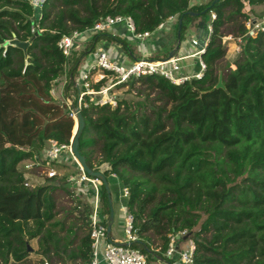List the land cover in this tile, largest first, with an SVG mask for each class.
<instances>
[{"label":"trees","instance_id":"trees-1","mask_svg":"<svg viewBox=\"0 0 264 264\" xmlns=\"http://www.w3.org/2000/svg\"><path fill=\"white\" fill-rule=\"evenodd\" d=\"M214 1L199 7L190 0H44L37 19L29 0H0V264H25L29 241L38 237L45 257L92 261L89 232L80 236L78 229L56 220L57 188H28L20 165L36 162L49 141L71 143L74 120L55 103L54 83L67 76L75 84L82 60L102 40L131 49L104 32L66 57L60 40L90 31L106 17L131 18L139 35L199 10L216 16L202 55V77L173 84L158 75L144 76L117 86L140 82L145 87L140 92L157 91L162 105L154 100L150 111L142 103L141 110H133L124 100L115 107L101 105L86 95L79 150L95 171L108 164L106 178L115 175L129 191L125 207L134 219L132 234L144 245L135 246L144 253L150 254L147 233L152 231L160 242L156 260L173 264L166 255L172 237L200 226L194 264H264V31L248 36L246 28L250 9L264 6V0ZM229 35L245 43L221 71ZM14 39L27 48L12 46ZM97 139L100 159L94 165ZM101 200L110 215L104 187ZM86 207L81 228L88 231L91 208Z\"/></svg>","mask_w":264,"mask_h":264},{"label":"rangeland","instance_id":"rangeland-1","mask_svg":"<svg viewBox=\"0 0 264 264\" xmlns=\"http://www.w3.org/2000/svg\"><path fill=\"white\" fill-rule=\"evenodd\" d=\"M30 3L36 7L37 9V14L36 18L38 19L40 15V8H41V2L43 0H29ZM113 1V0H112ZM206 3L209 2V0L205 1ZM204 3H201L199 7H203ZM197 5V4H193ZM206 5V4H205ZM198 8V7H197ZM198 10V9H197ZM194 13V12H193ZM198 16H190L188 18L184 19V29L187 31L190 28L196 29V27L200 26L202 22H207L210 23L213 21L212 19V12L204 15V11L200 13ZM205 17V20L204 18ZM174 20L175 17H174ZM264 20V6H256L252 7L250 9V14H249V21L246 23V28L249 32L248 36H255L257 33L260 31L259 29L255 28V25L263 22ZM262 24V23H261ZM231 25L225 27V32L228 33L229 30L228 28ZM127 30V29H125ZM178 26L177 22H175L173 29L171 30V33L174 34V40L177 38L178 34ZM110 32V31H109ZM128 32V31H127ZM154 33V32H153ZM108 34H112L111 32ZM95 35H98L96 33ZM94 35V36H95ZM93 36V37H94ZM119 38V37H118ZM120 39V38H119ZM125 40V39H123ZM192 40V39H191ZM130 49H135L136 47L134 45H131L128 43V41H124ZM224 42L226 43V48H227V54L226 57L219 62V67L221 71H224L228 65H232L233 61L235 60L237 54L239 51H241V48L243 47L245 43V39L242 38H236L233 36H226L224 37ZM79 47H73V50L70 51V54L68 57L75 51L79 52ZM136 51V50H135ZM71 57H73L71 55ZM71 59H68L70 61ZM69 64V63H68ZM70 66V65H69ZM232 69H235V66H232ZM79 76V74H78ZM80 77V76H79ZM78 77V78H79ZM71 79V77H70ZM69 78L64 76L63 78L59 79L57 82L54 83L53 89H52V96L57 105L63 108V110L68 112L73 120H74V128L72 132V139L73 136L76 132L77 129V119L76 115L74 112L78 111V108H82V104L84 102V99L86 95H83L87 92L86 88H83L82 85L79 86V81L78 84L75 83H70ZM98 78L95 76L90 77L88 79V85L89 87L92 86V88L95 86V84L99 83ZM119 86V85H118ZM101 88V87H100ZM102 88L106 89V94H101V95H87L89 97V100L91 102H97V100H107L114 102L115 107L118 101H126L128 102L132 107L133 110H141L142 108L140 107L139 103H142L144 105V111H150L151 106L153 105V101L155 106H161L162 103L158 101V93L157 91H144V86L140 82H135V85H129L126 87H118L117 86H112L109 83V80H106V83ZM91 93L93 92L92 90L90 91ZM83 95V96H82ZM98 140V139H97ZM72 141V140H71ZM50 142V141H49ZM49 144V143H48ZM48 144L43 151V154H41V157H38L36 162H23L20 165V168L23 172H25L26 177L28 178V188L30 189H35L38 187H43V186H51L53 188H57V190L54 193L55 197V203H56V209L58 212V216L56 218L57 221L59 222H64L66 224V229L73 227L74 229L79 230V235L82 236L86 233L89 232L90 225L87 228H81L84 225V212L87 213L88 209L86 205L88 204L91 208V213L89 218L94 214L93 206H92V193L90 189V186L85 185L81 189L82 190H77L74 185H71V180L73 178H76L79 175V165L75 158L73 157L72 153H63L59 159L60 163L56 166L54 164L50 163L47 161V155L46 151L49 148ZM71 144V143H70ZM101 146V141L98 140L97 144L95 147H93L92 153H91V160L94 165H97L100 155H99V148ZM52 170L57 173L56 177L51 178L50 174ZM107 170H110L108 164H103L100 166L99 171H102L103 173ZM110 188H111V194L114 199L113 202V210L115 211V226H114V231H118V239L122 240L125 237L124 229L122 225L125 222V214L120 212V208L122 206H125V201L126 199H122L121 195L123 192L122 186H118L114 180L110 181ZM101 194H102V189L100 191V212H103V216H108L105 214V210L103 208L104 204L101 200ZM102 202V205H101ZM86 208V209H85ZM119 216L124 217L122 220L121 226L116 225V221L119 219ZM109 222V220H108ZM91 223V222H90ZM108 228V224H107ZM82 229V230H81ZM200 229V226H198L192 233H185V234H178L172 237V240L170 242L171 244L176 245L178 248V252H181L183 254H189V251L191 248H194V239H195V233ZM110 235V234H108ZM147 235L151 237L152 241L150 242L151 246L149 249V255H148V264H161L156 260V252L160 250L159 247V238H157L152 231L148 232ZM64 233L60 234L59 237H63ZM77 242V241H76ZM139 247L144 246L142 243L138 242ZM141 245V246H140ZM138 247V246H137ZM170 247V246H169ZM29 251L30 255L28 258V261L25 264H81L80 262H71V261H66L63 262L61 259L57 257H45L40 253V247H39V237L33 240L29 241ZM152 252V253H151ZM167 255V253H166ZM178 256H176V259ZM171 262H175V259H171ZM10 263H13L11 260Z\"/></svg>","mask_w":264,"mask_h":264},{"label":"built area","instance_id":"built-area-1","mask_svg":"<svg viewBox=\"0 0 264 264\" xmlns=\"http://www.w3.org/2000/svg\"><path fill=\"white\" fill-rule=\"evenodd\" d=\"M44 1V0H43ZM42 1V2H43ZM191 4H197L201 0H190ZM41 2V3H42ZM216 16L213 13L212 19L215 20ZM173 17L168 20V22L173 21ZM262 23V24H261ZM257 25H255L256 29L260 31H264V20ZM123 24L126 26L127 30L135 35V26L134 22L131 18H123V17H106L104 19H100L93 27V31L98 34L109 32L113 26ZM166 24V23H165ZM165 24L159 26L157 30H161ZM208 34L204 36L202 39H192L190 41L191 45L197 50L194 52V56L199 59L202 58L203 53L208 45L209 34L212 32L211 25L208 26L207 29ZM151 33H144L135 35L138 39L144 40L149 37ZM249 34V32H248ZM78 34H74L69 37H63L59 42V47L63 51L64 55L67 57L70 54V51L73 50L74 45V36ZM252 36V35H251ZM93 67L90 69L87 74L83 75L82 79L79 81V86L82 85L83 88L87 89V92L83 95H101L106 94V89L100 88L98 91H95L92 86L89 87L88 79L90 77L95 76L102 80H109V83L112 86H118L123 83H126L132 78H140L144 76H154L158 75L166 80L170 81L173 84H181L185 81H189L191 79H200L203 75L205 66L203 62L200 63V72L188 76L183 74L177 64V60L168 59V60H154L141 58L131 62L129 65H121L117 61L110 59L107 53L101 48H97L93 53ZM203 71V72H202ZM97 81V82H99ZM78 84V81H76ZM93 91L92 93L90 91ZM82 95V96H83ZM106 98V97H105ZM104 98V99H105ZM97 100L98 104L106 105L109 104L114 106V102L107 100ZM80 111V108H78ZM76 115L77 112H74ZM48 149L46 151V159L50 163H54L58 161L61 155L65 152H71V144L67 145H59L54 141L48 142ZM69 153V154H70ZM79 175L76 178L71 180V185H74L77 190H82L81 188L85 185L90 186L89 191L92 193V206L94 210V214L91 217L89 235L91 239V257L92 261L90 264H148V255L144 253L139 247L135 246L137 244L138 239L136 235L132 234L133 229V216L129 213L128 209L125 206L120 208L121 212L125 214V222L122 225L125 233L124 241L118 242L117 240L111 241L108 235V216H103L100 212V191L103 187L102 182L99 179L89 177L84 173V171L79 166ZM57 173L52 170L50 177H56ZM129 196V191L124 189L121 195L122 199H127ZM185 234V233H183ZM193 251L194 248H191L189 254H183L178 252V248L176 245L171 244L167 256L170 259H176V256L180 258L183 264H194L193 261ZM175 263V262H174ZM173 263V264H174ZM48 264V263H45Z\"/></svg>","mask_w":264,"mask_h":264},{"label":"crops","instance_id":"crops-1","mask_svg":"<svg viewBox=\"0 0 264 264\" xmlns=\"http://www.w3.org/2000/svg\"><path fill=\"white\" fill-rule=\"evenodd\" d=\"M205 1L206 0H201L200 3H204ZM203 18L205 20V17ZM175 19L176 20L167 22L161 30H156L154 33H151L149 37L144 40L138 39L130 31L125 30L127 28L123 24L113 26L112 29L109 30L113 36H119L120 39L122 40L125 39L124 41H128L129 44L134 45L136 47L133 50L131 49V51H124L121 45H118L117 43L109 40L100 41L95 48L96 49L101 48L107 53L110 59L117 61L121 65H129L131 62L141 58L154 59V60H168L169 53L176 48L177 41L174 40V34L171 33V30L173 29L175 22H177V26L179 30L178 34L179 32L181 33V35L183 33V39H181L180 47L174 59L177 60V64L183 74L192 76L200 72V63L202 62V58L199 59L198 57H195L193 55L194 52L197 50V48H194L191 45L190 41L191 39H202L204 36H206L208 34L207 29L208 26H210V23L202 22L199 27L198 26L196 27L195 31L190 27L186 31L183 26L184 20L179 19L178 17H175ZM180 20L182 21L181 29H180ZM178 34L176 40L178 39ZM94 35L95 32L93 30L87 31L83 34L75 35L73 39L74 42L76 43L75 47L77 48L79 47L78 51L83 50L85 45L92 40ZM93 64H94L93 54L87 55V57H85L82 60V65L79 70L80 77L79 79H77V81H80L83 75L87 74V72L90 71V69L93 67ZM107 180L109 184L111 180H114L116 184H118V186L119 185L121 186L120 181L115 175H111ZM112 202H114L113 197H112ZM123 218L124 217L119 216V219L116 221L117 226H121ZM114 226H115V215H114V222L111 229V233L109 235L110 240L111 241L117 240L118 242L124 241L125 237L122 240L118 239L117 237L118 231H114ZM174 264H183V263L180 260V258H177L175 259Z\"/></svg>","mask_w":264,"mask_h":264},{"label":"water","instance_id":"water-1","mask_svg":"<svg viewBox=\"0 0 264 264\" xmlns=\"http://www.w3.org/2000/svg\"><path fill=\"white\" fill-rule=\"evenodd\" d=\"M220 1L221 0H215L214 4L217 2H220ZM204 13H206V11H204ZM189 15L190 16H195V15L198 16L199 14L190 12ZM181 25H182V21L180 20V29H181ZM10 44L12 46L20 47L22 49H26L28 46L27 43L19 42L17 39L12 40L10 42ZM180 44H181V35L179 32L178 39L176 42V48L169 53L168 59L171 60V59L175 58L176 53L178 52V49L180 47ZM218 87L223 88V84H222L221 80L219 82ZM76 119H77V129H76V132H75L73 139L71 141V152H72L73 157L77 161L78 165L80 166V168L84 171V173L86 175H88L89 177H92V178L99 179L102 182V185H103V187L107 193V196H108V202H109V207H110V215H109V222H108V234H110L112 226H113V222H114V210L112 207L113 202H112L111 191L109 188V183H108V180H107L106 176L104 175V173L102 171H95V170L91 169L87 164L86 158L80 153L79 143H80V137H81L83 130H84V127H85V123H84V120H83L79 110L77 111ZM148 252H150V251H148ZM157 261L160 262L161 264H172V263L165 262L164 259L161 257H158Z\"/></svg>","mask_w":264,"mask_h":264},{"label":"clouds","instance_id":"clouds-1","mask_svg":"<svg viewBox=\"0 0 264 264\" xmlns=\"http://www.w3.org/2000/svg\"><path fill=\"white\" fill-rule=\"evenodd\" d=\"M201 4V3H200Z\"/></svg>","mask_w":264,"mask_h":264}]
</instances>
